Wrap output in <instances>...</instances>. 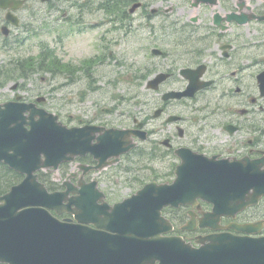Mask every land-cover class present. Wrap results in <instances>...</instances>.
I'll use <instances>...</instances> for the list:
<instances>
[{
    "label": "flooded vegetation",
    "instance_id": "obj_1",
    "mask_svg": "<svg viewBox=\"0 0 264 264\" xmlns=\"http://www.w3.org/2000/svg\"><path fill=\"white\" fill-rule=\"evenodd\" d=\"M16 1L8 0L9 6L0 7V55H7L1 58L8 59V62L0 60V105L7 102L32 101L30 60L27 56H18L11 60L14 45H23L30 41L29 34L35 29H74L76 26H83L86 24L85 20L94 13L90 4L93 0H21L22 4ZM112 1L115 12L109 16L108 22L115 26L126 25L127 1ZM133 1L138 5L137 13L144 12L148 7L145 0ZM250 1L246 0L245 3L252 7V12L258 15L264 12V2L258 3L256 8ZM238 2L239 0H218V11H221L223 16L227 13H237ZM187 4L192 10L190 14L194 12L193 10L208 7L203 3L196 7L193 0H180L182 7ZM107 11L110 12L109 6ZM163 12L180 15L173 8ZM184 13L181 11L180 16ZM157 15L158 12L150 8L146 18L151 20ZM9 17L15 19L11 21ZM171 19L172 16L165 17V20ZM250 23L221 21L216 24L213 20L204 22L198 14L190 15L185 21H181L179 17L172 19L169 22L170 36L175 38L174 47L177 49L165 67H161L158 62L155 68L151 66L147 68L148 72L156 71L146 78L143 74L138 76L137 79H144L138 87L144 92L153 93L154 96L151 102L139 100L140 95L136 100L135 96L136 111L130 125L123 119L126 114L116 107L121 97L114 95L112 98L118 102L109 107H98L93 104L89 114L86 110L81 116L76 113L68 119L58 114L59 120L68 126L133 129L135 147L119 155L118 160L109 165L99 167L101 163L109 162L114 157L99 159L92 153H86L70 162L61 163L53 172L42 171L50 191H63L68 187L75 190L63 200L57 201L55 208L42 207L45 212L48 209L58 220L59 224L55 225L61 227L55 230L56 238L51 237L48 240L46 219L38 215V221L30 224L31 228L26 230L23 238L15 237L14 232L7 230L0 236V264H116L111 261V257L117 251L128 252L126 238L122 239L120 250L116 246L119 239L111 238L115 230L100 229L94 226L91 220L103 219L104 225L116 228L115 224L108 221L111 216L110 207L126 199L148 181L173 182L177 166L182 162L178 154L180 149H184L182 151L190 155L189 161L203 171L250 172L255 170V164H258L259 170H264V101L254 99L253 95L255 88V61L251 52L253 37L245 30L242 35L239 34L240 29ZM239 44L244 45L243 48L246 50H239ZM153 49H159L160 52L153 53ZM150 54L167 58V51L160 48H152ZM248 72H251L249 82L242 79L248 77ZM159 75H162V79L152 84ZM223 78L231 85L228 86L226 93L219 97L220 99L198 100L203 95L215 93L223 84ZM191 81L210 83L193 96L165 98L169 92L185 90ZM244 87L248 89L249 95L245 102L240 103L241 99L221 100L226 95L231 96L232 92L242 96ZM123 101L124 98L120 103ZM42 106L45 107V103ZM127 115L131 117L129 112ZM192 155L196 156L193 158ZM0 171L13 172L3 163H0ZM112 171H118L123 175L125 172L131 173L125 175L130 183L127 180L118 183L124 187L131 185L128 186L130 191L127 195L111 196L107 174ZM55 173L57 177L53 176ZM148 176L153 177L145 180ZM92 182H96L93 188L98 190L90 188V197H78L77 191L82 185H90ZM6 183V176H0V195L6 192L4 189ZM221 193L228 197L237 191L222 190ZM247 195L249 192L244 196ZM212 198L214 197H196L193 203L179 204L175 207L169 205L161 209L163 222L153 223L152 228L147 230V232L166 230L158 234V237L166 239L168 245L167 248L161 247V251L166 253L174 251L177 249L175 244H180L179 242L197 249L209 243L210 238L219 235L233 236L237 239L264 237V195L259 197L256 203L236 211L234 206L240 200L229 199L233 201L232 205L221 209L220 212H214L213 204L207 201ZM75 200H80L78 206L73 203ZM184 200H190V197ZM96 208L108 209V213L101 212L95 215ZM76 215L88 221H78ZM203 219L207 220L205 224H202ZM247 225H250L249 229L243 228ZM96 231L100 232V235H97ZM153 237L155 235H151L148 240ZM155 241L153 239L152 243L157 245ZM55 242L56 244L51 247ZM159 263L158 257L143 262L139 249L133 264Z\"/></svg>",
    "mask_w": 264,
    "mask_h": 264
},
{
    "label": "water",
    "instance_id": "obj_2",
    "mask_svg": "<svg viewBox=\"0 0 264 264\" xmlns=\"http://www.w3.org/2000/svg\"><path fill=\"white\" fill-rule=\"evenodd\" d=\"M197 1L215 2V0ZM7 6H9L8 0H0V7ZM135 7L134 5L131 11ZM252 17L254 16L236 19L242 22ZM9 18L11 21L14 20L13 17ZM260 18L264 19V15ZM156 81L154 80V82ZM258 81L262 93H264V72L258 75ZM198 87L195 81H192L185 92H171L168 96L192 95ZM23 106L35 107L33 103ZM23 109L18 103H9L4 108L0 107V160L25 174L20 183L12 186L9 192L0 196L2 201L0 203V236L4 235L6 230L13 231L15 236L25 234L23 232L31 228L30 223L38 221L37 215L46 217L45 225L47 229L50 228L51 218L42 213L44 211L29 206L38 204L52 206V201L61 200L63 193H49L45 186L38 182L35 173L37 169L41 167L57 168L62 161L72 160L75 155H81L87 151L99 157H108L127 151L133 146L129 130H105L93 126L67 129L57 121L56 115L43 109H33L30 116L31 121L28 122L31 128L25 130L24 121L21 118ZM37 115L39 118L34 120ZM97 132L99 135L95 136ZM93 139H96L95 143H92ZM182 150L184 149L178 152L182 163L177 167L178 176L172 184L150 182L130 198L116 204L111 209L108 221L116 225V228L108 227L112 231L115 230L111 238L119 239L116 246L121 250L122 239L125 237L128 247V252H115L111 261L116 264L123 262H132L131 264H133L140 249L143 262H149L152 257H158L159 264H264V238L243 237L237 239L233 236L219 235L210 238L209 243L198 249H192L178 241L180 244H175L177 249L166 253L161 251V247L167 248V241L165 238L158 237V234L166 230L147 232L152 228L153 223L163 222V218L160 216V209L163 206L192 203L193 200H184L187 197H214L207 201L214 204V212H220L221 209L232 205L233 201L229 200L230 198L245 199L244 193L249 189L253 191L247 198L257 199L264 194V172L256 170L257 164L255 165L256 169L251 172L203 171L196 167L192 161L190 162V155ZM222 190H233L237 193L229 195L228 200H223V197L226 196L221 193ZM81 193L84 197L91 195V192L85 188ZM245 203L248 202L237 204L234 206V210L241 209ZM106 211L107 209L103 212ZM205 221L207 220L203 219L202 224H205ZM98 223L95 222L96 225ZM244 228L249 229L250 226H244ZM53 233L48 232V237L56 238V234ZM99 233L96 234L100 235ZM151 235H155L153 239L156 240L157 245L152 243L153 239L148 240Z\"/></svg>",
    "mask_w": 264,
    "mask_h": 264
},
{
    "label": "rangeland",
    "instance_id": "obj_3",
    "mask_svg": "<svg viewBox=\"0 0 264 264\" xmlns=\"http://www.w3.org/2000/svg\"><path fill=\"white\" fill-rule=\"evenodd\" d=\"M260 2H264V0L250 1L255 6ZM145 3L148 7L144 9V12L134 14L137 18L135 21L136 25L126 24V28L123 29H120L119 26H111L112 23H107L104 12L95 9L93 15L86 19L92 23L93 28L74 29L76 32L64 36L62 41H59V37L63 35V31L66 29L59 30L60 32L52 28L51 32L46 30L49 28H44V30L36 29L38 34L34 32L29 34L31 39L26 42L25 46L19 48L14 45L11 50V60L18 56L36 58L40 51V42H44L54 47L58 58L63 60V66L72 65L70 67L71 75H69L70 71L66 68H63L62 73L46 70L45 68L48 65H43L45 67L43 70L38 69V67L30 69L31 98L33 99L37 95L45 96L46 108L61 114L64 119H68V117L74 116L76 113L81 116L86 110H88L89 114L93 104L98 107L114 105L118 102L117 100L115 102L112 98L114 95L115 97H121L116 107L126 114L123 119H125V123L130 125L133 113L136 111L133 97L136 96V100H138L137 98L140 95L141 99L139 98V100L151 102L154 96L153 93L144 92L143 89L138 87L144 80L137 79L138 76L143 74L144 78H146L156 71L148 72L147 68L149 66L155 68L158 62L161 67H165L173 57L174 50L177 49L174 47L175 38L170 36L171 28L169 22L175 17L185 21L192 14H198L202 21L209 22L212 20V13L219 10L218 6H215V8L201 7L198 10H193L194 12L190 14L192 10L189 9L188 4L182 7L180 0H156V2L154 0H145ZM150 8L159 11L156 17L148 20L145 16ZM171 8L180 15L181 11L185 13L180 16L176 13L167 14L163 12V9ZM220 13L223 14L221 11ZM73 14L76 13L73 12ZM168 16H172V19L165 20V17ZM244 30L253 37L251 40L253 60L262 58L261 63L255 65V68L264 67V22H251L243 26L239 34L242 35ZM47 31L48 33H46ZM243 46L239 44V50H246ZM152 48H160L167 51V58L152 56L150 54ZM4 56L7 55H0V60L8 62L7 58H1ZM82 62L86 63L81 67H76ZM159 65L157 69H159ZM17 73L18 71L15 68V74ZM250 73L248 72V77L242 79L249 82ZM229 85L231 83L223 78V84L215 93L203 95L198 100L220 99L219 97L226 93ZM244 90L243 95L239 98L241 99L240 103L245 102L249 97L248 89L244 87ZM126 97H128L127 101L120 103L122 98ZM221 100L230 99L226 95ZM128 112L131 117L127 115ZM128 174L131 173L125 172L123 175L118 171H112L107 174L110 181V186L108 185V187L111 188V196L121 197L129 193L130 189L128 186L131 185L126 187L118 185L119 182H124L125 180L130 183L125 176ZM53 176L57 177L58 175L55 173ZM152 177L148 176L145 180H150Z\"/></svg>",
    "mask_w": 264,
    "mask_h": 264
},
{
    "label": "trees",
    "instance_id": "obj_4",
    "mask_svg": "<svg viewBox=\"0 0 264 264\" xmlns=\"http://www.w3.org/2000/svg\"><path fill=\"white\" fill-rule=\"evenodd\" d=\"M42 52H48V50H42ZM41 62H39V67L40 68H42L43 69V66H42V63L45 61V62H47L49 65H51L53 68H58V64H57V61L54 59V57L52 56V54H49L48 56H46L45 57V59L43 58V59H41L40 60ZM12 178H13V180L14 181H12V182H16L17 180H18V178H19V175L18 174H16V173H14L13 175H12ZM8 181V180H7ZM11 181H9V183H10ZM8 183V184H9Z\"/></svg>",
    "mask_w": 264,
    "mask_h": 264
}]
</instances>
